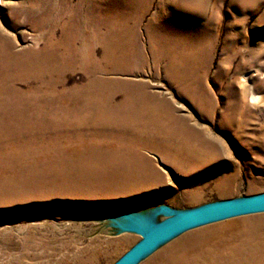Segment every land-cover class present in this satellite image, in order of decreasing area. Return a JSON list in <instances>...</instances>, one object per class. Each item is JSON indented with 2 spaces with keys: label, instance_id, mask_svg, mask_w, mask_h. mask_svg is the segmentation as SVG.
<instances>
[{
  "label": "rangeland",
  "instance_id": "obj_1",
  "mask_svg": "<svg viewBox=\"0 0 264 264\" xmlns=\"http://www.w3.org/2000/svg\"><path fill=\"white\" fill-rule=\"evenodd\" d=\"M66 1L0 0V28L16 51H37L43 40L32 41L29 21L20 13L12 19L10 8L24 4L41 13L49 7L55 37L60 18L73 15L80 2ZM96 1L99 12L111 4ZM92 2L82 0L81 15L73 16L81 25L79 53L84 44L89 47L84 13ZM112 2L114 35L92 49L93 67H83L84 52L77 57V71L65 74L62 83L50 70L32 77L35 82L26 76L15 85L21 98L0 103L16 111L0 117V184L22 189L15 198L0 197V264H112L140 237L119 232L109 217L159 208L152 219L159 223L207 203L264 193V0ZM125 29L133 34L121 33ZM167 56L178 70L188 68L190 87L183 73L165 75ZM125 81L143 85L157 99H127L123 94L131 88L119 87L113 97L104 95L108 86ZM159 100L169 103L174 117L186 120L200 149L181 151L184 156L176 161L177 148L160 144V149L137 148L123 160L103 163L128 143L117 136L119 127L138 131L153 119L162 131ZM135 140L148 142L147 137ZM84 171L87 184H67L73 174L79 179L69 183H81ZM108 173L117 177L105 181ZM43 183H52L49 192L26 194L29 184L49 185ZM216 244L226 247L218 251L220 264L233 260V249L264 247V213L189 229L136 264L206 260Z\"/></svg>",
  "mask_w": 264,
  "mask_h": 264
},
{
  "label": "bare ground",
  "instance_id": "obj_2",
  "mask_svg": "<svg viewBox=\"0 0 264 264\" xmlns=\"http://www.w3.org/2000/svg\"><path fill=\"white\" fill-rule=\"evenodd\" d=\"M60 1L65 2L66 0H60ZM81 1L82 0H80V2ZM92 1L93 4L92 6H90L91 8H89L88 13H84V16L86 17L85 19L86 22H84V24L86 27L88 26L87 27L88 31H85L86 35L88 36L86 37V39L89 40L88 41L89 47L87 46V44H84L82 50L85 52V54H87V57L85 59L82 58L83 59L82 62L83 61L87 62V65L83 66L86 68L93 67V64L95 63L94 60L95 56L92 55V49H95L97 46H99L100 42L104 41L106 43V40H109L113 37L115 31L114 30L115 11L113 9V2H112L113 0H111L110 2L111 4L104 9V12L97 11V8H99L97 7L98 2L96 0H92ZM80 2L75 4V7L73 9L74 11L73 15L69 16L66 19H63L62 17L60 18L59 20L60 21L59 25L61 26L60 33L55 37L52 36V31L54 29L55 23L53 21H50V18L51 20H53V16H52L53 12L50 11L49 7H46V9H43V11L40 13V12H35V10L32 9L31 7L24 6V4H19L14 7L11 6L12 8H10V14L12 15L11 16L12 19L14 16H17V14L20 13L26 21H29L30 23L29 26L31 28V31L34 32L32 41H35L36 39H40V40L42 39L43 44L42 46H40V48L37 51H33L30 48H26L21 51H16L14 40L10 38L3 29L0 28V103L6 104L8 102L17 101L18 99L21 98L18 92L19 90L15 88L16 84L24 82L21 80V78L25 79L26 76L27 77L29 76L30 78L28 79L35 82L36 80L32 79V77H36V75L41 74L42 71L44 72V75L47 76L48 75L47 72L50 70V73L54 71V74H52V76H54V79L58 82L61 81L62 83L63 82L62 78L65 76V74L73 73L75 72V70L77 71L78 68L76 65V61L78 60L77 57L83 55L84 52L79 53L80 50H78L76 47L77 45L76 37L79 35V32L81 30V25H79L78 27L77 24L78 22L76 23L74 21L73 16L75 15L79 16V14L81 15V12L77 10ZM60 11L62 15L65 12V10L62 8ZM50 22L51 24L49 25ZM43 30H46L47 32ZM43 32H46L47 35L40 38ZM121 33L133 34V30L125 29V31ZM128 46L130 49L132 48V45L128 44ZM167 58L168 61L166 62V67L164 69L165 75H167V77H172L173 75L172 73H174V71L175 73H183V77L186 78L184 79V84L187 87H190L193 81L192 79H189L190 72L188 71V68H186L185 71L182 70L180 71L175 67L176 64L175 61L173 59H169V56H167ZM175 78L178 79V76ZM95 87H97V84L95 85ZM116 87L122 89L131 88V92L125 91L123 94L124 98L127 99L128 98L130 99V97L142 99L145 101L146 100L153 101L157 99L155 95L151 93L149 94L143 85L130 81L120 82L116 85H111V87L108 86V92L112 93V95L109 93L104 94L101 92L102 96L113 97L115 93L119 92L116 91ZM159 101L160 102H158V104L160 106V111L162 115V121H161L163 126L162 131L158 129L153 119L149 120L151 123H149L148 121L149 123L148 125H142L138 131H134V129H128L127 131H124V128L119 127V130H121L122 132H119L117 136L120 139H124L125 137H127L128 140H126V142L128 143L124 144L122 149L115 151V153H117L116 156L112 155L108 158H102L103 163H107V161H109L110 163H114L120 160V158L123 160L126 158L124 157L125 155L129 153L135 154L136 152H138L136 151L137 148L160 149L161 148L159 147L160 144L164 145L166 148L170 147L171 145H174L177 148L175 151L176 161L180 160V158L184 156L181 153V151L182 152L191 151V149H193V146H195V149L196 148L200 149L199 148L200 140H197L193 136V131L186 124V120L183 118H178L177 116L174 117V114L170 110L171 107L169 106V103L166 100H159ZM15 112L16 111L13 109H7L5 107H1L0 117H5L9 113H15ZM156 132H161V133L158 134ZM7 136L15 138V135H7ZM140 137H147L148 142L143 143V142H139L140 139L135 140V138H140ZM101 150L100 153H97V157H95L94 160L97 161L98 160L97 158H100L99 156L101 154ZM161 154L163 157H166L165 152L164 153L161 152ZM101 167H105V165ZM76 176H77L76 174H73L72 176H68L70 178L67 181V184L74 185L76 188L79 184L81 185L87 184V180H85L87 173L85 171L81 173V177L83 178V179L81 178L82 179L81 183H69L71 181L78 180L79 177ZM116 177L117 175L115 173L113 174L108 173L107 175H105L104 180L106 181V179L108 178L114 179ZM43 184H49V183H43ZM50 186H52V183H50L49 185H45L43 187H39L38 185L33 186L29 184L27 187H25L28 188L27 190H25V192L26 194L29 195L30 194L35 195L38 192L47 193L49 192L48 188ZM21 192L22 189H20L19 187L17 189L9 188L8 184L3 186L0 184V197H9L15 195L14 196L15 198ZM157 210L158 209H154V210L144 211L146 213L137 212L128 215L124 214L122 216L109 217L108 221L109 224H111L113 227H115L118 230L119 229L118 227L120 226L122 227L125 223L127 224L129 223L128 219H132V221L138 223H143L148 220H151L154 216H156ZM249 225L252 228L257 227V223L256 224L250 223ZM207 235L208 237H211L213 233L209 231L207 232ZM200 238L198 240H200ZM223 245L225 244H216L213 247L212 252H207V255L205 257L206 260L205 259L202 260L200 257L196 259L195 257L192 260H190L189 264H207L209 259L213 256L215 258V262H210L209 264H213V263L220 264V262L217 261L220 257L217 255H220L218 251H220L221 249L220 247H223ZM227 245L232 247V245L229 243ZM206 246L208 247V245ZM225 249L226 247L221 249V251ZM230 253L233 260L229 264H264V247L262 248L249 247L247 249L237 248V249H233ZM184 263H186L184 262V260H178V259L177 262H173V264H184Z\"/></svg>",
  "mask_w": 264,
  "mask_h": 264
},
{
  "label": "water",
  "instance_id": "obj_3",
  "mask_svg": "<svg viewBox=\"0 0 264 264\" xmlns=\"http://www.w3.org/2000/svg\"><path fill=\"white\" fill-rule=\"evenodd\" d=\"M157 213L162 209L157 208ZM264 213V193L220 200L174 213L165 220L138 223L128 219L119 232H132L140 239L112 264H136L158 245L189 229L244 215ZM128 215V214H127Z\"/></svg>",
  "mask_w": 264,
  "mask_h": 264
}]
</instances>
